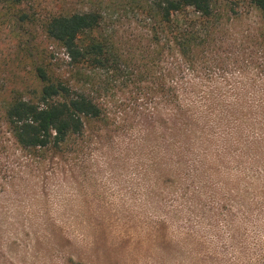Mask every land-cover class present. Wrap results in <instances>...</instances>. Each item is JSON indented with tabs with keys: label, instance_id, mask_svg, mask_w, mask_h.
<instances>
[{
	"label": "rangeland",
	"instance_id": "1",
	"mask_svg": "<svg viewBox=\"0 0 264 264\" xmlns=\"http://www.w3.org/2000/svg\"><path fill=\"white\" fill-rule=\"evenodd\" d=\"M126 1L102 5L115 12L107 28L135 51L148 22ZM55 4L42 0L40 10ZM232 6L195 70L199 122L187 135L186 120L163 122L160 95L144 82L113 86L110 118L58 150L21 148L0 112V264H75L70 255L83 264H264L262 21L247 0ZM5 16L0 104L35 86L29 51L50 43L35 23L16 35ZM47 221L70 242L54 245Z\"/></svg>",
	"mask_w": 264,
	"mask_h": 264
},
{
	"label": "trees",
	"instance_id": "2",
	"mask_svg": "<svg viewBox=\"0 0 264 264\" xmlns=\"http://www.w3.org/2000/svg\"><path fill=\"white\" fill-rule=\"evenodd\" d=\"M80 1L85 6L56 0L43 14L42 0H0V18L6 15L13 33L35 23L50 41L45 49L34 45L38 51H29L35 86L1 98L0 112L18 145L30 152L62 149L83 135L91 121L110 118L107 95L113 86L143 82L150 83L146 91L160 95L163 122L173 115L186 120L190 127L181 134H189L199 122L193 114L198 104L192 88L195 70L239 0H127L125 10L140 11L148 22L142 41L147 44L135 51L123 48L115 31L107 28L115 12L108 13L102 0ZM247 1L260 12L264 45V0ZM42 225L47 234L53 232L54 245L70 242L55 223ZM70 261L83 264L74 255Z\"/></svg>",
	"mask_w": 264,
	"mask_h": 264
}]
</instances>
